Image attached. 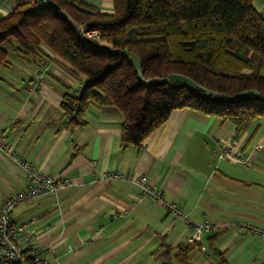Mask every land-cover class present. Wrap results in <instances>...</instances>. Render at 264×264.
Returning <instances> with one entry per match:
<instances>
[{"label": "crops", "instance_id": "obj_1", "mask_svg": "<svg viewBox=\"0 0 264 264\" xmlns=\"http://www.w3.org/2000/svg\"><path fill=\"white\" fill-rule=\"evenodd\" d=\"M103 12L113 0H84ZM264 16V0H255ZM0 1V17L11 10ZM43 57H11L0 71V128L13 149L72 185L57 194L24 200L13 219L38 236L54 264H164V242L187 244L191 227L175 220L160 203L128 180L148 176L193 222L215 224L191 252L194 264H264V239L240 232L251 223L264 227V118L245 128L185 108L174 110L142 148L121 146L123 114L116 107L90 108L87 124L73 127L63 107L83 76L44 47ZM41 61L49 70L39 92L30 89ZM25 186L23 169L0 149V203ZM205 246L207 249H203ZM213 246V247H211ZM0 264H4L0 258Z\"/></svg>", "mask_w": 264, "mask_h": 264}, {"label": "trees", "instance_id": "obj_2", "mask_svg": "<svg viewBox=\"0 0 264 264\" xmlns=\"http://www.w3.org/2000/svg\"><path fill=\"white\" fill-rule=\"evenodd\" d=\"M14 1L0 17V71L11 57H47L44 47L66 61L83 76L64 94L73 127L87 124L92 107H116L121 146L142 148L178 109L239 130L264 118V16L255 0H113L112 13L84 0ZM80 25L100 38L85 37ZM198 243L164 242V264H194ZM212 250L230 264L225 251Z\"/></svg>", "mask_w": 264, "mask_h": 264}, {"label": "built area", "instance_id": "obj_3", "mask_svg": "<svg viewBox=\"0 0 264 264\" xmlns=\"http://www.w3.org/2000/svg\"><path fill=\"white\" fill-rule=\"evenodd\" d=\"M0 1H5L10 6L15 2L14 0ZM32 2L38 6L49 5V0H32ZM87 27L86 25H80V29L85 37L100 38L99 30ZM48 70V63L41 61L30 84L32 91L39 92L41 90ZM9 140V134L0 128V149L9 154L23 169L25 186L21 191L0 203V258L4 264H54L46 258L47 251L38 244L37 234L32 230H25L23 225L18 224L13 219L12 214L20 202L49 194H57L61 190L71 186L72 181L67 177H58L39 168L36 163L17 153ZM256 148L263 150L264 144H259ZM105 177L137 183L144 195L149 196L154 203L162 204L168 213L174 216L175 220H186L191 227L188 243L201 242L204 234L213 231L215 228V224L209 220L193 222L187 214L178 209L175 203L165 201L162 189L155 186L146 175L135 174L125 177L117 172H108ZM239 230L244 234L264 239V227L251 223H243L239 226ZM203 249L207 248L203 246Z\"/></svg>", "mask_w": 264, "mask_h": 264}, {"label": "rangeland", "instance_id": "obj_4", "mask_svg": "<svg viewBox=\"0 0 264 264\" xmlns=\"http://www.w3.org/2000/svg\"><path fill=\"white\" fill-rule=\"evenodd\" d=\"M133 57V60L135 61V62H138V60H137V58L135 57V56H132Z\"/></svg>", "mask_w": 264, "mask_h": 264}, {"label": "water", "instance_id": "obj_5", "mask_svg": "<svg viewBox=\"0 0 264 264\" xmlns=\"http://www.w3.org/2000/svg\"><path fill=\"white\" fill-rule=\"evenodd\" d=\"M49 3H51V1L49 0Z\"/></svg>", "mask_w": 264, "mask_h": 264}]
</instances>
